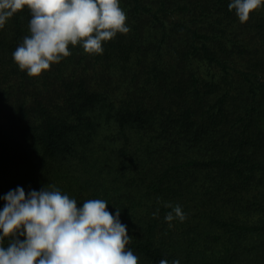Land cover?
<instances>
[{"label": "trees", "instance_id": "16d2710c", "mask_svg": "<svg viewBox=\"0 0 264 264\" xmlns=\"http://www.w3.org/2000/svg\"><path fill=\"white\" fill-rule=\"evenodd\" d=\"M228 3L120 0L128 33L101 54L69 45L38 77L12 58L31 13L11 17L0 196L54 185L105 199L138 264H264V5L241 23ZM166 204L186 219L165 221Z\"/></svg>", "mask_w": 264, "mask_h": 264}, {"label": "clouds", "instance_id": "9594fccd", "mask_svg": "<svg viewBox=\"0 0 264 264\" xmlns=\"http://www.w3.org/2000/svg\"><path fill=\"white\" fill-rule=\"evenodd\" d=\"M262 5L264 0H229L228 9L243 23ZM24 9L31 13L29 34L12 58L30 77L71 55L69 45L101 54L104 42L130 31L120 0H0V28ZM0 200V264H138L139 257L126 248L133 237L120 220L121 209L109 211L105 199L78 204L56 186L44 185L27 193L17 186ZM165 207L171 208L165 221L186 219L179 204Z\"/></svg>", "mask_w": 264, "mask_h": 264}, {"label": "rangeland", "instance_id": "374dc122", "mask_svg": "<svg viewBox=\"0 0 264 264\" xmlns=\"http://www.w3.org/2000/svg\"><path fill=\"white\" fill-rule=\"evenodd\" d=\"M201 73L204 74L202 70H201Z\"/></svg>", "mask_w": 264, "mask_h": 264}]
</instances>
